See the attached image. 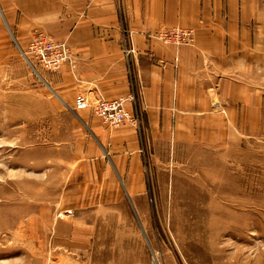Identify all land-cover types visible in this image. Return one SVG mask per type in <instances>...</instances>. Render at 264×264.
I'll use <instances>...</instances> for the list:
<instances>
[{"label": "rangeland", "instance_id": "obj_1", "mask_svg": "<svg viewBox=\"0 0 264 264\" xmlns=\"http://www.w3.org/2000/svg\"><path fill=\"white\" fill-rule=\"evenodd\" d=\"M249 1L260 59L240 80L260 111L212 133L141 131L139 195L88 172L75 115L0 11V264H264V0Z\"/></svg>", "mask_w": 264, "mask_h": 264}, {"label": "crops", "instance_id": "obj_2", "mask_svg": "<svg viewBox=\"0 0 264 264\" xmlns=\"http://www.w3.org/2000/svg\"><path fill=\"white\" fill-rule=\"evenodd\" d=\"M0 11L24 43L41 32L68 44L71 63L45 71V81L76 117L88 172L120 176L129 195L145 188L141 131L147 139L170 131L212 133L222 119L235 124L245 110L260 111L259 89L240 80L260 59L247 45L255 18L249 0H0ZM174 27L191 28L192 42L149 37ZM80 93L91 103L131 96L125 109L138 120L113 127L90 108L74 107Z\"/></svg>", "mask_w": 264, "mask_h": 264}, {"label": "built area", "instance_id": "obj_3", "mask_svg": "<svg viewBox=\"0 0 264 264\" xmlns=\"http://www.w3.org/2000/svg\"><path fill=\"white\" fill-rule=\"evenodd\" d=\"M149 37L155 38L164 43L176 45L189 44L192 42V30L180 27L161 28L152 33ZM22 56L36 71L31 58L36 65H39L46 71H55L63 63H71V51L68 44L63 40H55L41 32H34L28 39L26 47L21 49ZM125 55L132 52L131 46L124 48ZM129 97H116L106 99L98 97L94 103H91L84 94H77L74 99L76 109L90 108L92 112L109 125L116 127L125 121L137 122L136 115L128 113L125 109V103L130 100Z\"/></svg>", "mask_w": 264, "mask_h": 264}]
</instances>
